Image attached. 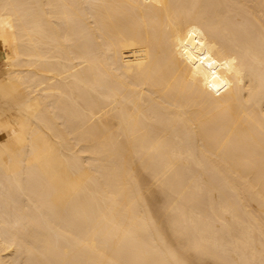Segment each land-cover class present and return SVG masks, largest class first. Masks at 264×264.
I'll return each mask as SVG.
<instances>
[{
	"label": "bare ground",
	"instance_id": "bare-ground-1",
	"mask_svg": "<svg viewBox=\"0 0 264 264\" xmlns=\"http://www.w3.org/2000/svg\"><path fill=\"white\" fill-rule=\"evenodd\" d=\"M0 264H264V0H0Z\"/></svg>",
	"mask_w": 264,
	"mask_h": 264
},
{
	"label": "rangeland",
	"instance_id": "rangeland-1",
	"mask_svg": "<svg viewBox=\"0 0 264 264\" xmlns=\"http://www.w3.org/2000/svg\"><path fill=\"white\" fill-rule=\"evenodd\" d=\"M2 60V58L0 57V61Z\"/></svg>",
	"mask_w": 264,
	"mask_h": 264
}]
</instances>
